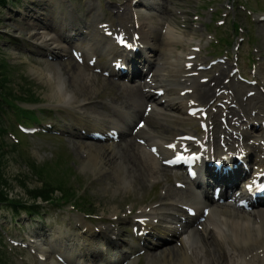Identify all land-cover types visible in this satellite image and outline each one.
<instances>
[{
    "label": "rangeland",
    "instance_id": "rangeland-1",
    "mask_svg": "<svg viewBox=\"0 0 264 264\" xmlns=\"http://www.w3.org/2000/svg\"><path fill=\"white\" fill-rule=\"evenodd\" d=\"M118 1L121 2L122 0ZM263 1L264 0H248V4L251 5L254 11L249 13L238 7V5L241 4L240 0H164L163 4L167 8L165 23L173 22L176 25L182 26L184 35L182 37V43L178 46V52L184 53L189 50L188 46L191 44L186 40L188 36L203 39L204 45H206L208 41L203 35L202 30H197L195 29L196 27L201 28L205 26L206 23L210 22L209 24L211 26L218 28L219 34L227 36V34H229V20L235 19V21H241L243 23L242 26L245 28L240 34H233V32L230 34L235 39L230 48L232 52H237L238 44L247 32L246 27L249 26V32L253 35L251 44L254 45L255 48L243 44L241 47V53L247 54L253 49V53L264 55V35L261 33L264 28V22H256L257 15L259 16L263 12V10L261 11L262 5H260ZM47 2L48 0H21V2L15 6L8 5L4 9L0 7V88L3 89L7 96L9 95L11 99L15 100V102H20L25 106H27V104L23 101L26 100L25 97H27L28 101H32L31 103L28 102L29 107L33 108L42 106L53 107V104H56L59 101L46 98L51 90L44 82L45 79L38 76V72L31 71L32 68L40 70L39 73L44 71L46 74H49L54 70L53 66L60 67L62 74L65 75L69 81L68 86L73 90L77 88L78 95L76 96H93V94H97L103 90L105 87L104 82H106L100 76L97 82L94 83V85H96L94 87H86V89H84V86H74L72 81L75 78L74 74L77 73L78 67H72L70 62L62 63V65L60 64L58 66L55 63L50 64L44 60L42 56L39 57L38 55L30 57L28 50L23 49L25 44L21 42L24 38H28L30 35L31 32L28 31L34 29L33 25L27 26L28 22H31V19H23V16L27 13L30 14V16L34 14L30 13L31 5L47 4ZM239 9H241V11H239ZM160 15L162 18V7ZM250 19L253 22H251ZM219 20H224L225 24H218L217 22ZM156 21L160 24V20ZM151 22L152 21L146 25L149 31L151 30ZM170 34L174 35V33ZM192 42H194V40H192ZM222 50L223 52L219 53L213 52V57L215 58L225 54L224 49ZM173 56L175 57V52ZM34 97L37 98V101H34ZM33 102L40 103L34 104ZM54 113L58 114L57 111ZM49 115L52 114L49 113ZM10 116L11 120H9V123L7 124H12L14 113L10 112ZM159 131H164V127H161ZM58 139L59 138L55 137H50L49 140L45 138L33 139V144L37 148L42 146L46 148L52 146V154L49 151L50 157L53 156V153H59L62 157L57 158L59 159V168L56 167L51 172L45 170L52 166L50 163L43 162L44 164H31V162H28L23 157L19 156L11 146H8L7 148L2 147V145L0 146V193H3V197L9 199L14 198L15 200H18V202L23 201V203H32V201L29 200L32 198L31 194L38 191H47L45 195L46 197H52L56 200L63 198L58 201L64 203L62 208L64 211H72L73 205L71 203H77V201L81 199L85 204L92 205L93 208L97 209V211H99V216L103 217V215H105L109 219H114L125 212V210L132 209L133 207L138 210H145L147 206L142 203L147 205L149 201L153 199L154 194H160V188L162 185H158L156 191L153 192L150 188L153 179L151 178L150 172H146V170V174L144 171H139L131 182H127V186L116 190V185L112 183L114 182L113 178H115L116 170L109 174V178L108 175L105 177L106 174L104 173H101V175H94L90 169L88 171L83 170L82 166L84 160L79 149L65 150L59 143H57ZM5 140L7 143L11 142V139L8 136H5ZM106 160H110L109 156H106ZM108 164L111 168V166L115 164V160L111 159ZM123 165L125 167L124 163ZM67 166H69L72 172L65 176L59 170ZM37 170L41 171V174L36 175L35 172ZM162 171L161 173H163ZM166 174H168V172H166ZM152 176H158V172ZM77 187L79 190L76 189ZM171 188L174 189L170 186L167 190L169 191ZM39 199L41 198H37L38 202H40ZM114 214L117 215L115 216ZM44 218L45 219L42 220L39 226H42L48 219H50L49 216H45ZM71 218L73 220L74 218L77 219L76 215L73 214H71ZM75 223L76 221L74 220V223H69L64 226L61 225L58 232L52 231L50 237L59 236L61 231L70 234V229ZM127 223H129L127 217H125V219H120V224L125 225ZM214 247L215 245L211 244L209 248L212 252L216 253V247ZM171 249H177V247H172ZM216 255L219 256L220 252ZM22 256L23 258H21ZM22 256L16 254L8 261V264H26L27 262H30V264H41L38 263L37 258L29 256L28 254H23ZM176 256L178 255L173 254V257ZM143 262L144 264H147L146 260ZM171 263L176 264V262L173 263V261Z\"/></svg>",
    "mask_w": 264,
    "mask_h": 264
},
{
    "label": "bare ground",
    "instance_id": "bare-ground-1",
    "mask_svg": "<svg viewBox=\"0 0 264 264\" xmlns=\"http://www.w3.org/2000/svg\"><path fill=\"white\" fill-rule=\"evenodd\" d=\"M137 1V0H136ZM149 4L157 3V0H146ZM50 30V29H48ZM264 35V31L261 32ZM96 36V40L99 39ZM102 36H100L101 38ZM36 39L41 41L42 43H55L54 37L49 35L48 32H42L37 35ZM166 43L170 38L164 39ZM195 54V52H188L186 56ZM181 59V58H180ZM166 60V59H165ZM167 61V60H166ZM184 67L182 69H173L172 67L167 68L165 73L158 71L156 77L153 78V81L162 84L165 83L169 87L168 96V104L171 107H175L179 112L183 109L184 106H187L188 95L187 97H181V95L175 96V89L173 86L177 84V80L182 78L185 86L183 88H193L192 83H194L193 79L188 76L190 72L193 70L186 69V62L188 59H183ZM54 70H52L49 74L38 69L32 68V72H38V76L40 78L45 79L44 82L47 84V87L51 90L47 94L46 98L50 100L56 99L62 104H74L75 102H83L85 98L78 95L77 88L73 90L69 85V81L67 77L62 74V70L60 67L53 66ZM75 78L72 81V84L75 86L83 87H94V83H96L98 75H91L88 73H84L82 69H79L77 73L74 74ZM149 88H152V85H146ZM240 86V85H238ZM240 88H243L242 86ZM205 93V94H204ZM211 93V87L205 86V88L200 89L198 95L201 97L203 94L208 95ZM204 95L201 97L203 98ZM145 97L150 101H155L157 104V99L154 94H151L150 91L145 93ZM144 127L143 130L139 132V138L141 136L147 135L148 137H152V134L148 132V129ZM175 138V137H173ZM153 140V145H158L159 150L164 152L162 147L161 139H150ZM135 146V148L132 146ZM133 145L126 147V150L123 151V162H125V167L122 171H119L116 174L115 178L118 180V183L123 185L124 182H131L132 179L135 178V175L139 171L153 172L152 175L157 173L156 171L163 169L162 163L160 165L159 160L152 154L150 151L146 150L145 146L138 145L133 143ZM112 149L111 147H109ZM138 151V153L134 150ZM83 153L87 154V163H83L84 169H90L95 174H100L102 169L105 167L104 161V152L100 147L88 145H81L80 149ZM115 151V150H114ZM130 170V173H129ZM145 172V174H146ZM232 190L225 191L226 196H231ZM234 192V191H233ZM156 212L157 209L155 208ZM257 214L254 216L253 213H242L238 209L234 208L232 205H225V207L214 206L208 214L206 220L203 223L204 230L210 237L209 240L204 238L202 241V248L196 249L194 247V243L198 242V237L202 235L201 232L196 229H190V231L177 232L174 230V234L181 235V251L177 250L176 253L178 259L174 262L178 264H264V208H259L256 212ZM153 214L152 212L147 213V215ZM146 215V216H147ZM173 219L176 216L172 217ZM79 220H82L79 218ZM186 233V234H184ZM215 245L216 253L210 250V245ZM227 245V246H226ZM192 246V249H191ZM200 250V251H199ZM220 252V255L216 254ZM199 253V254H198ZM167 255V254H166ZM165 255V256H166ZM164 256V257H165ZM193 258V260H192ZM158 259L157 255L151 256L149 259L150 264H157L155 261ZM163 264H172L165 263Z\"/></svg>",
    "mask_w": 264,
    "mask_h": 264
},
{
    "label": "clouds",
    "instance_id": "clouds-1",
    "mask_svg": "<svg viewBox=\"0 0 264 264\" xmlns=\"http://www.w3.org/2000/svg\"><path fill=\"white\" fill-rule=\"evenodd\" d=\"M168 31L170 33L177 34L179 37H183V35H184L182 26L176 25L173 22H170L168 24ZM189 39H192V40H194V42L199 43V41L195 40V38H189ZM181 55H182V53H181Z\"/></svg>",
    "mask_w": 264,
    "mask_h": 264
},
{
    "label": "snow or ice",
    "instance_id": "snow-or-ice-1",
    "mask_svg": "<svg viewBox=\"0 0 264 264\" xmlns=\"http://www.w3.org/2000/svg\"><path fill=\"white\" fill-rule=\"evenodd\" d=\"M120 43L124 44V40L122 38H120ZM128 46L131 47V45H128ZM169 147H174V145H169ZM155 151H156V149H153V152H155ZM168 163H171V161H168Z\"/></svg>",
    "mask_w": 264,
    "mask_h": 264
},
{
    "label": "trees",
    "instance_id": "trees-1",
    "mask_svg": "<svg viewBox=\"0 0 264 264\" xmlns=\"http://www.w3.org/2000/svg\"><path fill=\"white\" fill-rule=\"evenodd\" d=\"M0 1H1L2 3H4L5 0H0ZM1 96H2V95H1V91H0V98H1ZM0 101H1V100H0Z\"/></svg>",
    "mask_w": 264,
    "mask_h": 264
}]
</instances>
